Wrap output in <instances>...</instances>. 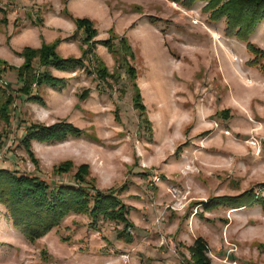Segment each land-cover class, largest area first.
<instances>
[{
  "label": "rangeland",
  "instance_id": "1",
  "mask_svg": "<svg viewBox=\"0 0 264 264\" xmlns=\"http://www.w3.org/2000/svg\"><path fill=\"white\" fill-rule=\"evenodd\" d=\"M212 8L0 0V106L11 100L0 116V170L53 187L87 165L79 186L115 190L130 223L99 219L94 229L71 214L32 243L0 205V264H186L197 237L211 264H264L261 203L203 209L245 192L264 199V22L241 40ZM55 59L80 65L57 69ZM55 123L80 137L24 150L30 126ZM65 162L71 170L59 173Z\"/></svg>",
  "mask_w": 264,
  "mask_h": 264
},
{
  "label": "trees",
  "instance_id": "2",
  "mask_svg": "<svg viewBox=\"0 0 264 264\" xmlns=\"http://www.w3.org/2000/svg\"><path fill=\"white\" fill-rule=\"evenodd\" d=\"M174 3H194L203 1L212 5L215 12L214 17L226 19V29L234 31V35L241 40H246L255 27L264 22V0H168ZM216 15V16H215ZM82 22H87L83 20ZM246 38V39H245ZM249 48L255 53L262 54L254 47ZM36 56L31 53L26 59L25 69L30 68V60ZM42 56V57H41ZM42 64H45L44 54H40ZM52 64L57 69H74L80 65L76 59H55ZM31 82H39L35 75ZM54 83L55 81L52 80ZM0 93L4 94L0 89ZM32 100H37L32 98ZM11 100L6 97L0 106V116L7 118L6 105ZM68 137H80V131L71 124L55 123L50 126L35 124L28 128L21 145L27 153H30L31 142L46 143L59 142ZM72 168L71 162L61 164L57 170L59 173H68ZM73 175L72 184H59L53 187L46 182L30 178L26 175L17 174L8 170H0V205L6 210L9 221L15 230L21 231L29 242H35L43 238L67 216L83 215L90 220L88 226L96 228L97 221H110L122 223L124 228L129 229L130 223L126 218L127 208L114 194L115 190L106 192H94L79 186L85 183L89 175V167L80 165ZM264 188V184L261 185ZM261 203L264 206V199L257 194L245 192L234 198H210L204 203V210L217 209L220 206H235L234 209L251 204ZM96 225V226H95ZM190 262L186 264H211L207 257L208 247L206 241L197 237L192 245L186 248Z\"/></svg>",
  "mask_w": 264,
  "mask_h": 264
}]
</instances>
